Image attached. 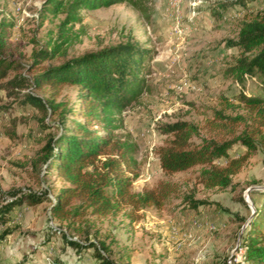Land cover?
<instances>
[{"label": "rangeland", "instance_id": "1", "mask_svg": "<svg viewBox=\"0 0 264 264\" xmlns=\"http://www.w3.org/2000/svg\"><path fill=\"white\" fill-rule=\"evenodd\" d=\"M47 1L0 0V59L8 64L0 79V206L9 201L6 192L50 196L64 185L44 174L39 161L41 147L58 132V113L22 102L26 92L50 101L48 89L18 87L11 80L19 77L29 83L40 68L124 43L147 51L139 73L144 87L122 109V126L116 131L136 146L137 179L131 191L150 189L163 180L176 183L179 193L160 209L140 210L133 222L121 214L86 216L70 227L49 214L46 201L23 204L0 223V233L9 231L0 239V264H97L95 250L115 264H242L240 245L253 208L263 198L264 127L254 150L247 153L238 143L231 147L229 158H246L226 188H203L195 181L198 168L164 175L154 151L170 138L157 132L161 124L187 121L207 137L215 112L248 118L239 92L264 105L261 76L239 84L227 74L239 50L226 44L236 38L240 24L264 13V0H136L138 9L122 1L79 10V21L63 27V14H51ZM38 49L53 57L33 66ZM79 94L78 88L64 86L52 101L64 110L76 108ZM63 114L69 120L70 115ZM214 164L224 166L226 159ZM188 194L205 204L187 208L182 197ZM260 229L264 236V217ZM65 239L81 248L66 245ZM88 244L94 247H85Z\"/></svg>", "mask_w": 264, "mask_h": 264}, {"label": "trees", "instance_id": "2", "mask_svg": "<svg viewBox=\"0 0 264 264\" xmlns=\"http://www.w3.org/2000/svg\"><path fill=\"white\" fill-rule=\"evenodd\" d=\"M122 1H127L134 9L140 8L136 0H48L47 5L51 14H63L59 24L63 27L79 21L76 16L79 10H95ZM226 44L239 50V57L227 70L230 77L239 84L255 74L264 80V13L240 24L236 38ZM146 54L147 51L135 43L118 44L69 58L56 66L40 68L29 83L19 77L11 80L18 87L47 88L52 99L62 87H76L80 91V104L64 110L52 99L43 102L30 93L23 95V104L59 115L58 132L41 147L39 161L44 174H51L64 185L50 196L46 192H6L9 201L0 206V223L6 222L3 217L14 208L44 201L48 203L49 214L69 227L86 216L121 214L133 222L140 210L160 209L170 197L178 195L179 186L163 180L150 189L132 192L131 186L137 179L133 159L136 146L128 138L116 134L122 126L119 118L122 109L135 100L144 87L139 73ZM52 57L46 50L38 49L33 53V66ZM7 68L8 64L0 59V79L5 77ZM239 101L247 108L248 120L240 115L225 116L215 112L213 121L207 124V137L200 136L197 127L187 121L161 124L157 132L170 138L154 151L159 170L171 176L198 168L195 181L203 188L230 186L232 176L239 172L246 155L229 158L228 152L236 143L245 147L247 153L254 150L255 141L262 140L264 127L263 102L245 96L242 91ZM63 113L70 115L69 120ZM219 159H226V164L216 166L214 162ZM262 196L260 205L253 208L247 235L240 245L242 264H264V236L260 229V219L264 217V191ZM182 201L193 210L205 204L193 200L190 194L183 196ZM8 233V230L2 231L0 239ZM65 240L66 245L81 248L80 244ZM85 247L94 246L88 244ZM101 249L105 251L103 245ZM94 257L97 264H115L100 254V250H95Z\"/></svg>", "mask_w": 264, "mask_h": 264}, {"label": "built area", "instance_id": "3", "mask_svg": "<svg viewBox=\"0 0 264 264\" xmlns=\"http://www.w3.org/2000/svg\"><path fill=\"white\" fill-rule=\"evenodd\" d=\"M73 240H74V238H73Z\"/></svg>", "mask_w": 264, "mask_h": 264}]
</instances>
